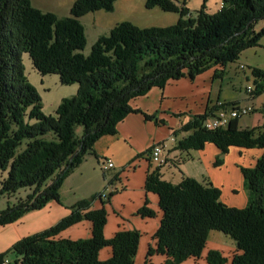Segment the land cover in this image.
Here are the masks:
<instances>
[{
  "label": "trees",
  "instance_id": "1",
  "mask_svg": "<svg viewBox=\"0 0 264 264\" xmlns=\"http://www.w3.org/2000/svg\"><path fill=\"white\" fill-rule=\"evenodd\" d=\"M114 1L78 0L70 17L59 18L33 8L30 0H0V171L7 172L0 194L31 191L25 201L0 212V227L59 203L65 179L87 156H95L94 146L101 138L117 135V126L127 116L155 119L132 109V100L153 88L162 89L168 81L192 80L212 68H216L213 76L220 78L227 64L256 47L264 36V27L255 31L264 20V0H221L216 13L199 11L195 17L172 0H145L147 9L178 13L180 19L164 28L117 24L85 56L80 18L109 12ZM23 56L40 76L55 75L60 85L77 86L75 95L61 100L54 116L43 113L42 100L25 76ZM210 115L207 111L193 116L174 132L173 136L187 134L175 149L199 151L212 144L221 155L230 148L261 150L253 167L240 169L247 206L225 205L220 190L210 183L188 177L178 184L164 181L156 169L147 175L144 189L157 196L161 216L154 248L148 250L144 264L155 254L164 257V264L198 260L212 231L229 237L234 251L228 261L211 250L207 264H264V124L240 129L239 120H232L225 128L207 130L204 124ZM95 200L98 197L77 202L55 226L17 241L0 253V264H135L140 233L119 231L106 240L105 202L92 210ZM136 216L153 218L154 212L146 203ZM84 220L91 224L88 239L59 238ZM104 249L111 254L101 261Z\"/></svg>",
  "mask_w": 264,
  "mask_h": 264
},
{
  "label": "crops",
  "instance_id": "2",
  "mask_svg": "<svg viewBox=\"0 0 264 264\" xmlns=\"http://www.w3.org/2000/svg\"><path fill=\"white\" fill-rule=\"evenodd\" d=\"M215 69L207 70L192 80L182 78L168 81L162 89L153 88L146 95L132 100L130 102L132 109L139 110L149 116L154 115L155 119L146 121L141 114H131L117 126L116 136L103 137L94 146H99V143L103 141L112 143V141L118 140L120 143L122 156L117 157V159L119 158L118 163L110 158L107 159L113 163L112 170L117 168L118 171L115 170L110 181L115 191L103 204L106 212L103 236L106 240H110L119 231L139 232L140 240L135 264L145 263L148 250L154 248L153 238L160 223L158 198L152 193H147L144 189L147 175L156 169H159L158 173L162 180L171 183L172 169L182 168L189 161H197L199 164H204L200 174L206 173L212 186L225 188L224 193H221L225 205L237 209L247 206L248 193L244 188L240 169L253 167L257 158L262 154L261 150L230 148L225 155H221L212 144L205 145L199 151L181 152L175 149L176 143L187 134L178 133L173 136L174 132H178L193 116L211 111L210 117H212L224 109V105L234 103L256 108L253 114L245 117L249 119L248 127H241L239 120L240 129L256 128L264 124V110L260 108L264 101L263 82H257L255 90L260 92L258 96L254 92L253 95L246 94L242 100H221L222 77L215 78L213 76ZM76 91V89L73 91L74 95ZM212 95L215 96L213 100ZM170 137H174V143L169 140ZM157 144H165L167 147L168 164L166 166L157 167L149 159L150 150ZM96 154L98 155V153ZM216 162L219 167L214 165ZM81 165L79 169H81ZM184 176L193 178L187 173ZM201 176L203 178V175ZM146 203L147 207L154 212L153 218L136 216V212ZM70 208L71 206L63 205L60 202L50 203L39 211L24 215L14 224L0 227V253L7 251L22 238L55 226L70 215ZM101 208L102 201L95 200L92 210ZM90 235L91 224L84 220L62 231L59 238L79 240L88 239ZM211 250L218 251L224 258H227L226 254L228 253H231L232 256L234 245H223L208 239L200 259H190L183 264H207L205 258ZM110 254L109 249H104L100 252L99 259L105 261L110 257ZM164 260V257L155 254L150 258L149 264H164Z\"/></svg>",
  "mask_w": 264,
  "mask_h": 264
},
{
  "label": "rangeland",
  "instance_id": "3",
  "mask_svg": "<svg viewBox=\"0 0 264 264\" xmlns=\"http://www.w3.org/2000/svg\"><path fill=\"white\" fill-rule=\"evenodd\" d=\"M78 0H30L33 8L43 13H51L59 18L70 17L71 8ZM179 9H185L189 16L195 17L199 11L212 15L220 9L221 0H172ZM180 19L178 13L163 12L159 8L147 9L145 0H115L112 4V10H104L88 13L80 18L83 26L86 45L83 50L85 56L89 55L93 44L102 36H107L110 30L117 24L128 22L139 28H164L175 25ZM264 27V20L258 22L255 31L259 32ZM25 76L42 100V111L46 116H54L55 111L62 99L72 97L73 91L77 86H62L55 75L46 77L40 76L32 67L31 61L27 56H23ZM243 66V70H240ZM213 72V71H212ZM257 72V74H255ZM260 75V76H259ZM264 36L260 39L256 47L243 51L238 59L227 64L223 69L220 99L232 101L242 100L246 97L245 89L247 86L257 88V82H263L264 79ZM219 84V83H218ZM212 100L215 96L212 95ZM248 118L240 119L241 127H248ZM79 135L81 128L76 130ZM109 140V139H106ZM117 140V139H113ZM103 141L99 146L94 147L95 156H87L80 165L65 179L59 189V202L66 206H73L82 200H91L105 192L110 184L115 170L104 172L103 162L108 158L118 163L117 157L121 155V146L119 141ZM119 144V145H118ZM97 151V152H96ZM114 156V158H113ZM187 163V164H186ZM185 166L172 169L170 175L171 183L177 184L181 181L185 173L191 175L197 182L210 183L207 174L201 172L204 164L197 161L186 162ZM184 164V163H183ZM219 167L218 164H214ZM7 172L0 171V189L1 183L6 178ZM203 175V178L202 176ZM211 184V183H210ZM220 193H224L225 188H218ZM31 191L29 189H19L15 193L0 194V212L7 208L18 205L25 201ZM223 195L220 200L224 203ZM208 239L223 245H234V242L222 233L212 231ZM227 260L231 258V253L226 254ZM8 259H13V254H9Z\"/></svg>",
  "mask_w": 264,
  "mask_h": 264
},
{
  "label": "built area",
  "instance_id": "4",
  "mask_svg": "<svg viewBox=\"0 0 264 264\" xmlns=\"http://www.w3.org/2000/svg\"><path fill=\"white\" fill-rule=\"evenodd\" d=\"M243 66H240V70H243ZM254 89L251 86H247L245 92L247 95H253ZM261 109L264 110V101L261 103ZM256 111L254 106H241V105H234L227 109H221L218 111L214 116L210 117L206 120L204 127L207 130H216L225 128L230 121L232 120H240L244 117H247L253 114ZM169 140L171 142H175L174 137H170ZM167 147L165 144H157L152 147L149 152V159L150 161L157 167L166 166L168 164V156H167ZM103 171H109L113 169V163L110 160H106L102 164ZM115 191L114 187L109 184L106 188L105 192L98 196L99 201L107 202Z\"/></svg>",
  "mask_w": 264,
  "mask_h": 264
}]
</instances>
